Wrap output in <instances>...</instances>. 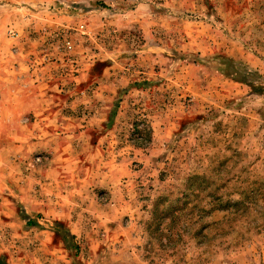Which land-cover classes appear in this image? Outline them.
<instances>
[{"label":"rangeland","instance_id":"374dc122","mask_svg":"<svg viewBox=\"0 0 264 264\" xmlns=\"http://www.w3.org/2000/svg\"><path fill=\"white\" fill-rule=\"evenodd\" d=\"M23 57L61 92L59 117L113 140L103 171L120 176L119 218L56 229L42 258L37 225L16 221L20 175L45 162L21 155L31 130L10 111ZM5 91L0 264H264V0L0 1Z\"/></svg>","mask_w":264,"mask_h":264},{"label":"crops","instance_id":"0c3cea01","mask_svg":"<svg viewBox=\"0 0 264 264\" xmlns=\"http://www.w3.org/2000/svg\"><path fill=\"white\" fill-rule=\"evenodd\" d=\"M17 59L25 70L17 77V81H23L24 89L15 93V105L10 111L15 112L22 129L31 130L30 134L23 132L18 141L19 149L23 157L40 154L45 162L36 171L20 175L16 198L27 217L21 214L16 221L21 226L29 222L37 225V229H32L38 242L36 256L49 257L55 255L58 249L51 245L56 229H69L78 239L84 235V227L93 225L94 219L98 223H108L106 206L115 209V219L119 218L120 205L114 196L120 188V176L103 171L107 166L114 168V148L109 146L113 140L100 138L91 143L86 135L91 122L59 117L65 104L58 100L61 92L56 91L55 97L52 94L50 75L39 76V69L26 57ZM5 70L3 80L15 81L14 75L7 76L6 67ZM7 95L5 91L0 99ZM105 156L106 161L103 159ZM102 193L111 195L110 203L101 199ZM111 218L113 222V215ZM20 234L26 237L27 231ZM60 251L64 252L63 249ZM1 253L3 251L0 250Z\"/></svg>","mask_w":264,"mask_h":264}]
</instances>
